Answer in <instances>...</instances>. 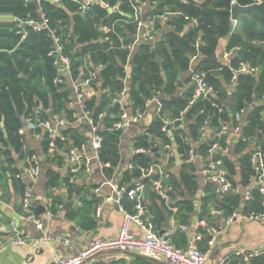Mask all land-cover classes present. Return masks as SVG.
<instances>
[{
    "label": "crops",
    "instance_id": "crops-1",
    "mask_svg": "<svg viewBox=\"0 0 264 264\" xmlns=\"http://www.w3.org/2000/svg\"><path fill=\"white\" fill-rule=\"evenodd\" d=\"M47 1L61 7L65 3V1ZM94 1L96 2L92 5H99L101 8L103 7L99 2L112 5L115 7L113 13L120 14L131 23V11L124 12L119 8L122 1L128 2V0H116L113 4L109 0ZM137 1L143 5L142 19L153 23L154 26L153 40L139 43L144 42L154 48L158 42L163 41L168 33L175 30V27L171 25L173 15L162 17L169 11L165 7L162 13H156L154 0ZM29 4H32L34 11L21 10V5L26 8ZM0 13L2 15L1 23H4V26H0V38L4 37L5 39L7 33L15 32V35L20 34V36L22 30L26 33V29L20 26L19 21L26 19L39 21L41 13L45 14V11L41 6V0L39 2H36V0H0ZM100 30L104 34L109 32L107 26L100 27ZM186 30H188V26L184 27L180 33L175 30V33L178 36L183 35ZM126 32L132 38L133 43L136 33ZM71 35L72 33H69L68 38L75 41V37ZM225 45L226 40H220L214 56L216 62L223 66H226V64L222 61L221 55L226 50ZM124 49H127L128 53L131 54L135 46L129 44ZM0 51L10 53L11 49H0ZM130 54L125 57L123 62L125 69L129 67ZM156 57L157 61L160 62L159 57ZM114 58L115 61L119 62L121 56L115 54ZM198 63L197 57L192 66L195 67ZM83 67L86 69V73L92 72L97 78L95 72H98L99 67L92 65L88 57L83 59ZM89 68H92L93 71ZM190 68L189 63L186 71L179 76L173 94L155 93L145 101V109L139 121L121 132L118 140L119 157L115 166H111L109 163L103 165L99 162L98 156L95 157L96 154L91 147L89 123L81 118L80 108L72 90L71 80L68 77L63 78L66 85L64 89L68 91V94L63 102L62 109L58 107L51 94L44 96L45 102L36 97L33 100L35 106L32 113L36 117L49 119L53 115H58L66 121L65 126L57 132L56 136L48 139L45 151H43L42 145L44 132L41 129L28 130L24 122L28 117L25 110H15V119L19 124L17 134L20 137V152L15 154L12 149L15 155L13 157L6 147L10 155V159H8L6 155L2 154V145L0 144V237L12 239L21 236L26 242L23 245H7L1 249L0 264H48L55 257L75 256L95 237L114 238L117 236L122 215L114 202L107 201L111 190L105 182L112 181L121 189H127L139 181L134 173L138 168L132 164V160L136 155L134 151L142 148L135 146V139L144 135L150 140L146 130L156 115L157 102L162 105V117L164 119L169 123L179 119L177 128L187 130L190 122L184 123L182 121L185 110L173 117L168 110H163V102L190 91L192 87L189 75ZM82 73L83 68H80L79 75L75 78L76 82L81 79ZM32 74L33 69L29 67L20 72L19 77L28 81L29 76ZM258 74L254 77L257 78ZM36 76L38 77L37 73L31 81H34ZM218 79L226 91V97L223 99L222 105L226 110H229L231 93L237 82L233 84L230 81V84L226 85L221 77ZM84 92L85 100L94 98L95 106L101 103L102 94L109 95L108 90H101L98 80L94 81ZM120 93L114 99H120V103L116 102V104L120 106L121 111H124L130 117L141 114L138 109L133 110L127 94L121 97ZM214 93V98L218 100L215 89ZM150 100L149 106L146 107V102ZM111 104L114 103L111 101L110 104L101 107L98 114L102 115V120L98 123L99 127H102L103 120L114 116L111 111ZM263 105L264 94L256 98L252 96V101L242 114L239 131L236 132L234 130L235 124L232 121L229 122L228 132L223 142L225 151L216 150L212 154L215 158L225 157L230 164V168L225 167V169L233 188L229 194L222 198L216 194V185L200 172L207 155L206 152L199 154L198 147L215 140L216 130L209 124L200 128L195 141L187 135V140L196 151V158L191 164H187L185 157L182 158L176 153V145L171 137V131L176 128L173 124L170 127L168 126L169 129H166L168 136L171 137V156L163 160L164 151L161 142H156L153 150L147 149V153H143L151 159L152 164L161 165L165 175L162 185L166 191L167 200H163L157 195L153 179H150L148 184H144L142 194V204L145 211L143 219L152 225V229L156 234L159 235V232L163 229L165 217H167L169 228L164 229V232L167 230L172 231L173 245L185 249L194 234L201 235L202 240L198 243V247L206 253L207 261L210 264L221 261H226L228 264H256L259 262L258 259H263L264 220L237 219L229 225H224V220L233 212L249 215L244 210L246 202L244 192L249 187L250 180L248 184H245L241 178V160L246 155H250L253 149L256 148H260L264 153V138L259 139L256 134L252 137L243 138L241 137V130L245 125L249 112L255 107H262ZM117 116L119 119V114ZM68 129H71L69 130L71 132L69 135L64 136L61 132ZM2 130L4 128L1 129V133ZM262 134L264 135V133ZM2 137L4 138L3 133ZM57 141H60L61 144H58ZM72 152L79 157L78 163L70 161ZM186 165H191V169L186 172L191 176L187 185L183 183L181 178V172ZM32 166H37L39 169V175L34 181H30L26 175H22V172L25 174ZM169 175L174 176L175 185L168 183ZM66 179H68V183H66ZM28 186L31 188L30 209L35 217L41 220V230L36 228L33 222L26 219L27 212L21 205V198ZM49 199L52 201L51 206L47 204ZM120 205L127 212H133L134 203L124 195L120 199ZM97 207H100L98 216L95 214ZM35 208H43L44 212L36 215ZM48 212H50V215ZM129 229L134 236L142 237L143 230L136 224L131 223ZM43 236H48L50 239L44 240ZM34 240H37L36 245L33 244ZM239 250H243L244 254H237ZM253 251H260L261 255L249 257L248 254ZM134 259L137 258L115 253H103L87 264L100 262L104 264H138L133 262Z\"/></svg>",
    "mask_w": 264,
    "mask_h": 264
},
{
    "label": "trees",
    "instance_id": "trees-1",
    "mask_svg": "<svg viewBox=\"0 0 264 264\" xmlns=\"http://www.w3.org/2000/svg\"><path fill=\"white\" fill-rule=\"evenodd\" d=\"M64 1L65 3L61 7L47 0H41V6L49 19V28L59 35L65 44L64 52L71 59V78L75 80L79 75L80 68H83L81 78L86 77V69L83 67L84 58L88 57L92 65L99 67L98 72H95L97 73L95 81L98 80L101 90H108L109 95L102 94V101L98 106H95L94 98L85 100L87 110L92 114L93 123H98L97 115L100 113L101 107L110 104L112 99L124 88H126V94L132 103L133 110L138 109L141 113L144 112L145 101L155 93L173 94L179 76L188 68L192 55H196L199 60L195 69L206 73L207 83L217 91L219 99H197L194 104L189 105L193 93L191 87L190 91L184 95L163 102V110H168L173 117L185 110L182 121L190 122L187 130L176 127L171 131V137L176 145V153L182 158L191 148L187 135L195 141L205 119L211 127L218 131L221 123L231 122L236 112L246 109L252 101V96L256 98L264 94V0H154L156 13H162L164 7L175 11L171 25L175 27L176 31L180 33L187 26L188 30L179 36L175 30L171 31L154 48H151L147 43H139L131 54L127 49L121 48V45L133 44L132 38L126 31L131 34L136 33L134 24L129 23L118 13H109L99 5H91L88 12L81 16L78 13L77 5L66 0L62 2ZM109 2L113 4L116 0H109ZM233 2L241 6L256 3V6L248 12L240 13L237 21L232 22L229 11ZM129 6L127 1H122L119 8L121 11L128 12L131 11ZM21 10L34 11L32 4L27 5L26 8L21 5ZM1 19L0 13V26H4ZM104 26L109 28L107 34L100 30V27ZM189 26L191 27L189 28ZM25 29L26 36L22 40L20 34L15 35V32L7 33L5 39L4 37L0 38V49H11L10 53L0 51V121L3 119V128L6 132V138H3L0 129V144L2 145V154L6 155L8 159H10V155L6 149L7 143L11 145L15 154L20 152V137L17 134L19 124L15 119V110L24 109L28 117L39 118L32 113L35 97L44 101V96L51 94L58 107L62 109L68 94V91L64 89L66 86L64 83L53 84L55 69L52 58L47 55L51 48V39L48 33L46 31L35 32L28 27ZM69 33H72L75 41L68 38ZM222 39L226 40V50L234 49L229 67L217 63L214 58L217 45ZM115 54L121 56L119 62L115 61ZM129 54L130 63L127 73L123 62ZM156 56L159 57L160 62L157 61ZM240 61L258 66L259 74L257 78L243 74L237 76V85L231 93V105L227 112L222 105V101L226 97L225 87L220 84L218 78L221 77L224 83L229 85L232 76L229 68L235 69ZM29 67L33 69V74L26 81L19 77V73ZM89 69L93 71L92 68ZM35 73L38 77L36 76V79L31 81ZM213 101L222 108V112H218L211 105ZM111 106L114 116L103 120L101 124L100 132L103 142L97 156L101 164L109 163L111 166H115L119 157L118 140L121 132L109 129L113 123L119 121L117 114L121 112V109L116 103ZM162 115L161 110L159 115L154 116L146 130L150 140L141 135L135 139L136 147L153 150L156 142H161L162 145H171V137L168 136L167 131H162ZM263 128L264 105L255 107L249 112L241 130V137L248 138L256 134L259 139H262L264 138L261 133ZM69 130L71 129L61 133L64 136L69 135L71 132ZM224 139L225 137H222L211 143L200 145L198 147L199 154L207 152L212 143L216 141L223 143ZM47 143L48 137L44 133L43 151L46 150ZM57 143L61 144L60 141ZM219 157L225 167L230 168L226 158ZM152 163L151 159L144 154H136L132 160V164L138 167H148ZM189 169H191V165H186L181 172L182 181L186 185L191 178L186 173ZM134 173L137 177L139 176L138 170H135ZM251 174L250 155H246L241 160V178L245 184L249 183ZM152 178L144 179L143 184H148ZM167 181L169 184L175 185L174 176L169 175ZM66 183H68V179H66ZM262 200H264V195L253 191L251 199L245 202L246 213H263ZM258 260L259 262L256 264H264V257ZM133 262L152 264L140 259H134Z\"/></svg>",
    "mask_w": 264,
    "mask_h": 264
},
{
    "label": "built area",
    "instance_id": "built-area-1",
    "mask_svg": "<svg viewBox=\"0 0 264 264\" xmlns=\"http://www.w3.org/2000/svg\"><path fill=\"white\" fill-rule=\"evenodd\" d=\"M40 0H36L39 2ZM57 2L63 0H56ZM71 3H74L78 7V13L81 16H84L90 6L95 3L94 0H67ZM257 1V0H255ZM100 5L106 11H114L115 7L109 5L108 3L99 2ZM128 3L131 8L130 20L131 23L135 25L136 28V37L133 42V47L137 45L139 42H150L153 40L154 36V26L153 23L145 21L142 19V9L143 5L138 3L137 0H128ZM233 4V3H231ZM256 4V3H254ZM166 15H172L169 11L163 15L162 17H166ZM20 26L23 28L28 27L30 30L35 32L46 31L51 39V48L48 52V56L52 58V64L55 69V77L53 78V84L59 85L63 84L64 77H68L72 83V90L74 92L75 98L78 102V106L81 112V118L88 121L91 131V147L95 152V157H97V153L101 148L103 137L101 134V127H99L98 123L102 120V115L97 116V122L93 123L92 120L88 117L90 114L85 105V89L89 88L90 85L95 81L96 76L92 72H88L86 77L81 78L78 82L72 80L71 78V59L68 54L64 52L65 44L62 41L59 35H56L53 30L49 28V19L44 14L41 13L40 20L35 21L32 19L20 20ZM26 33L24 30L21 32V40L24 39ZM124 45H121V48H124ZM234 55V49L224 50L221 57L222 61L229 67V62ZM197 56L192 55L190 57V82L192 85L193 93L192 98L189 102V105L194 104L197 99H208L210 100L214 98V89L211 85L207 83V76L204 71L195 69L194 62L196 61ZM231 70V82L234 84L237 82V76L240 74L256 76L259 72L258 66L250 65L246 62L240 61L235 69L229 68ZM126 94V88L122 89L120 95L121 97ZM155 100V99H152ZM120 103L119 98H115L112 100V103ZM151 100L146 102V107L149 106ZM211 105L217 109L218 112H222V108L215 102H211ZM162 110V105L157 102L155 113L159 115ZM244 110L241 109L235 113L232 123L235 124L234 130L239 131V125L242 120V114ZM143 113L128 116L124 111L119 113V121L113 123L109 130H118L120 132H124L128 129L132 124L137 123L139 119L142 117ZM163 122L162 131H166V127H170L172 124L174 127H177L176 120L173 123H169L166 119L161 118ZM25 125L28 130H36L41 129L48 137V139H52L56 136L57 132L62 129L66 121L58 115H53L49 119H32L27 117L25 119ZM208 122L205 119L203 121V126L207 125ZM228 123H221L220 129L215 132V139L219 140L228 132ZM162 149L163 160L168 156L172 155V148L169 144H163ZM216 150L225 151L223 147V143L218 141L212 143L210 148L206 152L205 161L202 164L200 172L205 177H208L212 183L216 185V194L222 198L223 196L229 194V192L233 188L232 182L229 180L227 176V171L225 169L224 163L222 159L213 157V153ZM135 154H143L147 153V150L144 149H136ZM196 158V151L194 148H190L187 151L185 156V162L187 164L193 163ZM71 162L78 163L79 157L72 152L70 157ZM164 163V162H163ZM250 164L252 169V177L250 179V184L244 192V200L248 201L252 197V192L256 191L260 195H264V153L260 148L253 149L250 154ZM162 166L159 164H151L148 167L137 166L139 170L138 182H136L133 186L128 187L127 189H121L114 182L107 181L106 185L110 187L111 194L107 197V201L114 202L119 208L122 220L121 225L118 231V234L114 238H93L88 245L72 257H55L48 264H81L86 261L90 257L102 253L109 252L113 250L119 251H128L134 252L139 255L155 259L165 264H210L207 261V255L203 251H201L198 247V243L202 240L201 235L194 234L189 241L187 247L185 249L177 248L173 245L172 242V231L167 230L163 234H156L150 223L145 222L143 219L144 207L142 204V194L144 190L143 180L146 178L153 177V185L157 195L163 199L167 200L166 191L163 188L162 181L165 179V175L162 171ZM39 175V169L37 166L30 167L26 176L30 181H34ZM128 198V200L134 203L133 212L129 213L125 209H123L120 205V199L122 196ZM48 206L52 205V201L49 199L47 202ZM262 206L264 207V200H262ZM21 205L23 209L27 212L26 219L34 223L35 227L38 229H42V222L38 220L34 213L31 211V188L28 186L25 188L23 196L21 198ZM50 215V212H48ZM95 214L98 216L100 214V207H97L95 210ZM239 220H264V212L259 214H249L244 215L242 213L233 212L228 218L224 220V225H229ZM131 223L136 224L143 230L142 237L134 236L129 229ZM44 240H49L50 237L43 236ZM26 240L21 236H16L12 239H4L0 237V250L3 249L7 245H23ZM37 240H34L33 244L36 245ZM237 254H244L243 250H239ZM261 255L260 251H253L248 254L249 257H257ZM216 264H228L226 261H221Z\"/></svg>",
    "mask_w": 264,
    "mask_h": 264
},
{
    "label": "water",
    "instance_id": "water-1",
    "mask_svg": "<svg viewBox=\"0 0 264 264\" xmlns=\"http://www.w3.org/2000/svg\"><path fill=\"white\" fill-rule=\"evenodd\" d=\"M255 6H256L255 4L241 6V5L236 4V3L233 2V4L230 7V11H229L230 20L232 22H236L237 18H238V15L240 13L248 12V11L252 10ZM108 12L112 13L113 11H108ZM169 13L173 15L175 13V11L173 9H171V10H169ZM136 47H137V45H135V48ZM126 70H127V73H128L129 72V68L127 67ZM227 112H229V110H227ZM88 117L91 119L92 118V114H89ZM0 128L3 129V121L0 122ZM166 129H169V127H167ZM2 133H3L4 138H6V132L4 130H2ZM262 133H264V128L262 130ZM7 149H8V151H10L12 153L13 157H15L14 153L12 152V147H11V145L9 143H7ZM16 162L18 163V161H16ZM22 175H26V173L24 174L22 172ZM35 212H36V215H40V214H42L44 212V209L43 208L42 209H36L35 208ZM11 228H13V227H11ZM168 228H169L168 218L165 217V222L163 224V229L159 232V235L163 234L164 229H168ZM103 253H115V254L125 255V256L131 257V258H137V259L145 260V261H148V262H150L152 264H165V263H162V262L157 261L155 259H151V258L139 255V254L134 253V252L119 251V250H113V251H109V252L98 253V254L90 257L86 261L82 262L81 264H87L90 261H92L94 258H96L98 255L103 254Z\"/></svg>",
    "mask_w": 264,
    "mask_h": 264
}]
</instances>
